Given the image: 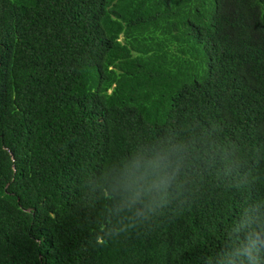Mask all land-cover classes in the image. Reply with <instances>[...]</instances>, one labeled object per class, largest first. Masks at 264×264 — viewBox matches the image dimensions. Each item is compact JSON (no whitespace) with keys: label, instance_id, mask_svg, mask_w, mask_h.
<instances>
[{"label":"trees","instance_id":"1","mask_svg":"<svg viewBox=\"0 0 264 264\" xmlns=\"http://www.w3.org/2000/svg\"><path fill=\"white\" fill-rule=\"evenodd\" d=\"M0 264H264V0H0Z\"/></svg>","mask_w":264,"mask_h":264},{"label":"clouds","instance_id":"2","mask_svg":"<svg viewBox=\"0 0 264 264\" xmlns=\"http://www.w3.org/2000/svg\"><path fill=\"white\" fill-rule=\"evenodd\" d=\"M104 237H110L109 233H103L102 234V230L98 231L97 233V242L98 243H103L104 242Z\"/></svg>","mask_w":264,"mask_h":264}]
</instances>
